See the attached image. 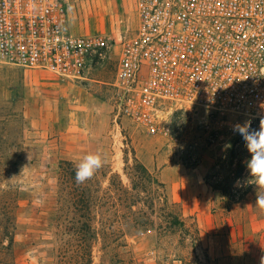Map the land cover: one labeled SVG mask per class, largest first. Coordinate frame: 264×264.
I'll list each match as a JSON object with an SVG mask.
<instances>
[{"label": "rangeland", "instance_id": "374dc122", "mask_svg": "<svg viewBox=\"0 0 264 264\" xmlns=\"http://www.w3.org/2000/svg\"><path fill=\"white\" fill-rule=\"evenodd\" d=\"M67 10L74 34L123 37L137 27L134 0H67ZM113 75L109 66L84 83L0 64V264H255L264 211L255 187L240 201L228 189L241 135L221 127L211 143L201 114L178 140L115 124ZM90 153L103 166L77 183ZM18 156L19 166L4 167ZM133 158L162 186L146 187ZM164 195L182 223L174 232Z\"/></svg>", "mask_w": 264, "mask_h": 264}, {"label": "built area", "instance_id": "2783aa9c", "mask_svg": "<svg viewBox=\"0 0 264 264\" xmlns=\"http://www.w3.org/2000/svg\"><path fill=\"white\" fill-rule=\"evenodd\" d=\"M134 2V34L114 37L72 33L67 0H0V64L84 83L99 82L94 76L112 66L114 123L127 119L151 136L178 140L198 114L197 127L211 143L221 127L234 132L233 125L251 120L258 129L264 116V0ZM233 148L232 168L240 166L229 171L228 189L240 201L255 186H244L251 156L242 136ZM262 258L264 218L255 264Z\"/></svg>", "mask_w": 264, "mask_h": 264}, {"label": "clouds", "instance_id": "9594fccd", "mask_svg": "<svg viewBox=\"0 0 264 264\" xmlns=\"http://www.w3.org/2000/svg\"><path fill=\"white\" fill-rule=\"evenodd\" d=\"M233 131L242 136L251 156L246 162L249 179L246 180L244 186H255V204L261 211H264V116L260 117L258 129H252L251 120H246L243 124L233 125ZM226 147H230V145ZM103 163L100 153H90L84 156L76 166L75 179L77 183H85L91 179L96 171L103 166ZM237 186H240L239 182H237ZM262 264H264V258H262Z\"/></svg>", "mask_w": 264, "mask_h": 264}, {"label": "trees", "instance_id": "16d2710c", "mask_svg": "<svg viewBox=\"0 0 264 264\" xmlns=\"http://www.w3.org/2000/svg\"><path fill=\"white\" fill-rule=\"evenodd\" d=\"M12 159V165L11 164H4V167H7L6 169L9 170V167L11 166H19V156L16 158V160H14V157H11ZM126 169V168H125ZM131 171H133V173L135 174H139L138 176L140 177V180H143L146 184V187H151L153 184H156L157 186H162V184L157 183L153 176L148 172V170L135 158H133V166L130 168ZM138 178V177H137ZM135 178V179H137ZM131 184L134 186H136V184H134V178L132 179L131 177H129ZM138 181V180H137ZM17 190H13V194H14V198L16 199L17 196ZM151 209L153 208V200H151V205H150ZM176 204L173 202H169L167 199V196L164 195L163 199H162V203L160 205L161 210L166 214L168 221H167V229L171 232L175 231V226L178 225L180 223V225H182L181 222H179V216H178V211L176 209ZM7 237V234H4L2 238ZM8 242L9 244L12 242V237L8 236ZM86 246L89 248H91V243L86 244Z\"/></svg>", "mask_w": 264, "mask_h": 264}]
</instances>
